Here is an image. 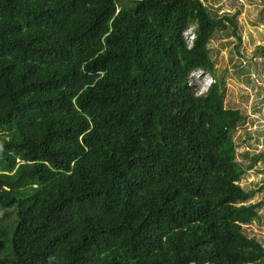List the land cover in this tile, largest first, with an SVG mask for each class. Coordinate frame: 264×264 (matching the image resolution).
Masks as SVG:
<instances>
[{
    "label": "trees",
    "instance_id": "trees-1",
    "mask_svg": "<svg viewBox=\"0 0 264 264\" xmlns=\"http://www.w3.org/2000/svg\"><path fill=\"white\" fill-rule=\"evenodd\" d=\"M236 25L201 0H0V264H264L208 49Z\"/></svg>",
    "mask_w": 264,
    "mask_h": 264
},
{
    "label": "rangeland",
    "instance_id": "rangeland-1",
    "mask_svg": "<svg viewBox=\"0 0 264 264\" xmlns=\"http://www.w3.org/2000/svg\"><path fill=\"white\" fill-rule=\"evenodd\" d=\"M201 1L213 19L228 16L237 23L235 29L215 32L208 49L214 76L223 81V107L238 111L244 119L233 132L235 160L245 170L238 185L252 195L247 204L261 203L260 222L244 226L243 232L264 248V194L259 192L264 185V0ZM191 82L198 94L199 87L213 83V78L195 72Z\"/></svg>",
    "mask_w": 264,
    "mask_h": 264
},
{
    "label": "clouds",
    "instance_id": "clouds-1",
    "mask_svg": "<svg viewBox=\"0 0 264 264\" xmlns=\"http://www.w3.org/2000/svg\"><path fill=\"white\" fill-rule=\"evenodd\" d=\"M184 38H185L186 44H187L188 40H191V42H192V40H193V38H194V34H193V32L190 30V31L188 32V34L184 35ZM195 72H197V73L199 72V74H200L201 76L207 75V73L204 72V71H200V70H198V71H195ZM195 72H193L191 75L193 76V74H195ZM191 75H190V80H189L190 83H192V82H191V79H192V76H191ZM192 84H193V83H192ZM210 84H211V83L207 84V83L205 82L204 85H203L202 87H199V89H198V91H197L198 94H196V89H195V95L199 96V95L204 94V93L207 91V89L209 88ZM193 85H194V84H193Z\"/></svg>",
    "mask_w": 264,
    "mask_h": 264
},
{
    "label": "built area",
    "instance_id": "built-area-1",
    "mask_svg": "<svg viewBox=\"0 0 264 264\" xmlns=\"http://www.w3.org/2000/svg\"><path fill=\"white\" fill-rule=\"evenodd\" d=\"M191 43H192L191 40H188V42H187V48H190L191 47Z\"/></svg>",
    "mask_w": 264,
    "mask_h": 264
}]
</instances>
